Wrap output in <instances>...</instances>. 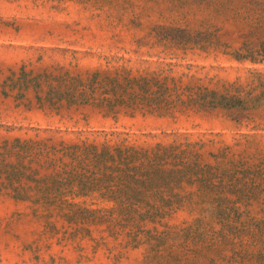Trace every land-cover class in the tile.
<instances>
[{
    "label": "rangeland",
    "instance_id": "1",
    "mask_svg": "<svg viewBox=\"0 0 264 264\" xmlns=\"http://www.w3.org/2000/svg\"><path fill=\"white\" fill-rule=\"evenodd\" d=\"M178 31L217 44L185 46ZM244 43L264 50V0H0V160L14 163L20 144H92L199 163L153 209L76 192L78 178L49 202L34 181L51 172L47 154L22 178L24 199L0 174V264H264V99L159 114L65 94L123 70L245 97L264 81V55L236 54Z\"/></svg>",
    "mask_w": 264,
    "mask_h": 264
},
{
    "label": "trees",
    "instance_id": "2",
    "mask_svg": "<svg viewBox=\"0 0 264 264\" xmlns=\"http://www.w3.org/2000/svg\"><path fill=\"white\" fill-rule=\"evenodd\" d=\"M179 33L180 31L174 34L175 41L185 46L189 43L217 44L204 38H196L197 35L193 33L191 37L183 36L180 39ZM235 52L236 54L247 52L240 54L246 56L253 53L264 55V50L263 52L254 51L248 43H244ZM250 60L260 62L258 59ZM79 85L81 88L75 85L68 86L65 91L68 98L73 99L74 102H89L106 108L118 106L139 108L159 114H167L177 109L207 107L234 110L242 108L249 111L264 99V81L262 80L252 81L251 92L245 97L231 92L230 88L214 90L201 84H186L179 79L159 76V74L131 78L123 70H118L113 75L92 73ZM254 91H258L255 96H253ZM104 146L45 145L46 148L39 147L38 151L32 152L28 150L27 144L17 145L13 148L14 163L0 160V172H4L0 174L5 175V182L2 184L12 188L17 196L24 199L26 188L21 182L22 178L36 174L31 164L38 161L42 155L46 157L47 154V167L53 173H48L40 181L35 179L34 181L38 182V189L41 190L45 199H49V202L64 190L72 192L74 180L78 178L80 186L76 192L98 187L106 194L117 193L132 204L144 202L153 209L158 199H161L163 203L173 201L178 194H171L172 188L183 181L193 180V168L199 165L196 160L188 159L185 155H173L168 159L169 155L163 152L162 148L155 150L114 148L111 150Z\"/></svg>",
    "mask_w": 264,
    "mask_h": 264
}]
</instances>
